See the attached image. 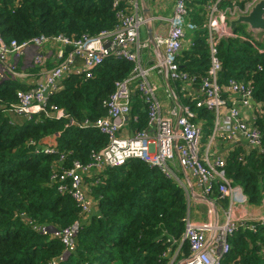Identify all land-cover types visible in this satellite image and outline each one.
I'll return each mask as SVG.
<instances>
[{
	"label": "trees",
	"instance_id": "16d2710c",
	"mask_svg": "<svg viewBox=\"0 0 264 264\" xmlns=\"http://www.w3.org/2000/svg\"><path fill=\"white\" fill-rule=\"evenodd\" d=\"M211 1H188L198 27L193 33L194 47L179 59L182 70L196 76L198 90L210 67L205 26ZM250 2L227 0L224 7L244 8ZM129 8V0L121 1L119 7L114 0H0V34L7 42L19 43L42 36H96L114 31L120 24L118 14ZM241 28L234 30L237 38L219 44L220 82L224 89L230 80L251 83L253 123L264 133V34ZM132 71L131 63L106 59L92 78L66 79L50 98L49 108L64 110L78 122L106 117V103L116 91L115 84ZM19 90L24 88L13 81L0 84V264H171L190 214L187 190L158 167L131 160L108 167L97 179L84 176L94 209L83 213L71 195L72 178L66 176L74 163H90L93 153L107 146V138L94 130L69 126V120L13 113L9 106L18 102ZM224 97L231 99L229 94ZM186 103L194 115L197 111L196 123L202 121L205 128L214 123V111L196 108L192 99ZM146 114L148 122L147 110ZM58 134L56 152L36 153L34 143ZM217 143L226 149L221 156L228 179L242 188L250 206H262L264 136L261 148L244 141L231 143L230 148L220 139ZM61 186L66 187L62 193ZM216 192L213 198L218 197ZM76 226L74 248L68 252L62 239L52 233ZM229 242L231 251L223 264H264V226L255 223L254 231L241 226ZM189 247L183 245L184 256L189 255Z\"/></svg>",
	"mask_w": 264,
	"mask_h": 264
},
{
	"label": "built area",
	"instance_id": "2783aa9c",
	"mask_svg": "<svg viewBox=\"0 0 264 264\" xmlns=\"http://www.w3.org/2000/svg\"><path fill=\"white\" fill-rule=\"evenodd\" d=\"M121 1L126 0H114L115 6L119 7ZM188 1H175L173 14L166 20L167 35L156 37V43L163 49V59L155 68L165 69L172 81L180 82L182 90L193 86L196 77L184 72L179 64L187 31H196L198 27L190 20ZM226 1L214 0L209 8L205 27L209 35L210 67L201 83L199 97L193 99L196 108H204L216 114L214 129L205 150H202L203 127L193 120L195 115L189 106L183 107L180 115L173 112L177 117L175 124L163 115L156 88L149 80V73L153 69L145 68L142 62V50L150 46L141 41L140 30L150 19L139 15V0H129L133 13L120 12V24L114 31L101 32L96 36L84 35L78 39L62 35L42 36L19 43L7 42L0 34V84L7 78L15 77L16 65L26 52L44 48L51 51L50 55L35 52L29 58L26 67L31 65L41 68V78L30 90L18 92V102L9 106L10 111L28 118L44 114L56 121L69 120V126L97 131L108 140L104 149L93 153L90 163H74L73 169L66 176L72 178L71 195L83 213L88 214L94 209L84 176L90 175L89 179H97L108 167H120L131 160L147 162L175 180L177 176L171 164L178 160L185 174L195 179L196 186L205 198H211L217 191V199L228 201L223 223L213 220L197 224L188 215L184 220L185 231L180 248L171 264H223L231 251L229 238L239 227L254 231L255 223L264 226V214L255 220L243 213L236 217V210L241 211L242 206L249 205L248 198L241 187L234 186L228 179L223 157L213 156L218 139L231 143L242 140L252 147L261 148L264 136L255 127V117L249 111L254 107L253 86L251 83L230 80L228 88L224 89L220 82L223 66L219 57V44L222 40L238 36L230 26L231 22L239 16H248L262 0H252L244 8L238 5L221 8ZM191 45L194 46V43ZM78 58L83 59L84 65H78ZM109 58L131 63L133 71L126 80L115 84L116 91L106 103V117L78 122L64 110L52 106L49 108L50 98L60 91L66 79L73 76L92 78L94 70ZM19 73L23 76L22 72ZM132 84L138 86L139 99L145 104L148 113L147 128L136 129L134 132L130 129L134 99ZM225 94H229L231 99L225 98ZM33 146L37 154H52L57 149V146L42 148L35 143ZM65 190V186L59 188L61 193ZM214 203L216 209L218 204L216 201ZM260 207L264 208V203ZM75 233L74 227L73 230L54 232L52 235L61 238L68 252H72ZM185 243L190 246L188 256L181 253ZM179 252L180 259L177 258Z\"/></svg>",
	"mask_w": 264,
	"mask_h": 264
},
{
	"label": "crops",
	"instance_id": "0c3cea01",
	"mask_svg": "<svg viewBox=\"0 0 264 264\" xmlns=\"http://www.w3.org/2000/svg\"><path fill=\"white\" fill-rule=\"evenodd\" d=\"M175 1L176 0H139L138 2L139 15L143 17L145 15L150 17V22L152 24V31L154 33L155 42H156V37L167 35L168 22L166 20L169 19L173 14ZM213 2L214 1L212 0L210 3L213 4ZM129 13H133L131 5L129 8ZM144 28H146V38L144 39V41L142 40L141 41L148 43L150 47L144 48L142 50L141 57H142L143 66L145 68L153 69L149 73V80L156 88V95H157V98L160 104L162 105V112H163L164 117L171 120L175 124L177 117L173 115V112H177L180 115L182 108L187 107L186 105H188L186 103V100L192 99V102H193L194 97L200 95L201 92H200V89L198 90L195 87V85L188 87L186 90H182V86L180 82L172 81L165 69L160 70V69L155 68L159 64L158 62L162 61L163 56H161V54L158 53V50L149 43V34H148L147 26H145ZM248 32H253L249 26H248ZM253 33L264 34L262 32L261 33L253 32ZM192 42L194 43V35L192 32L187 31L186 38L184 40V48H183L182 53L191 51V48L194 47L191 45ZM159 48L161 49L162 54H163L162 47H159ZM35 52L50 55L51 51L48 48H44V49H38V50H30L26 52L24 56L22 57V60L16 65L15 77L7 78L3 82L13 81L17 83L20 87H23L24 88L23 91H28L33 86H35L36 83L39 82L41 78L39 75L41 68L31 66V65L26 67L25 65L29 63V60L35 54ZM182 53H181V56H182ZM77 63L78 65H81V64L84 65V61L81 58H78ZM49 65H51V61ZM181 67L183 68V66ZM19 72H22L23 76H21ZM132 89H133L134 99H133V104H132L133 107H132V114H131L130 129H132V132H134L136 129H139V130L146 129L148 122H147V114H146L145 106L143 102L139 99V94L137 92L138 86H136V84H132ZM20 91L21 90H19V92ZM249 111H250V115L255 117L254 107L251 108V110ZM199 124L203 128H205V125L202 121ZM59 136L60 135L58 134L55 136L46 137L39 142V145L42 148L58 146ZM224 142L225 144L229 145V148L232 145L231 142H227V141H224ZM241 142L242 140L238 141L237 143H241ZM225 150L226 149L222 150V144L217 143L216 141V145L213 149V156L223 155ZM171 167L177 176L176 181L179 182L180 184L182 183L181 185L185 189L187 188L186 189L187 192L192 197L191 203L193 202L194 203L191 204L189 201L190 213L191 214L195 213L196 216H200L201 212L203 211L206 212L207 216H206V219L204 220L198 219L197 217L192 218V216L190 215L193 222L197 224H203V223L213 222L214 220V222L223 223L225 219L224 218L225 210L228 208L229 203L226 202L222 205L219 199L213 198V195L211 196V198H208V197L205 198L202 195L201 190L196 186L195 179L191 177L189 174H185L178 160L173 162L171 164ZM214 201H216V204H218V206H216V209L214 208V205H215ZM196 206L201 207V212L200 210H198ZM242 213L244 216L248 215L251 220H255L264 214V208L250 206V204L244 205L242 206L241 211L236 210L235 215L238 218L241 216Z\"/></svg>",
	"mask_w": 264,
	"mask_h": 264
},
{
	"label": "water",
	"instance_id": "95a60500",
	"mask_svg": "<svg viewBox=\"0 0 264 264\" xmlns=\"http://www.w3.org/2000/svg\"><path fill=\"white\" fill-rule=\"evenodd\" d=\"M145 19L149 20V16H144ZM238 25H248L253 32L263 33L264 32V0L255 5L248 16H239L231 22L232 30ZM148 34H149V43L158 50V53L163 56L161 49L158 44H156L154 39V33L152 31V24L150 21L146 24Z\"/></svg>",
	"mask_w": 264,
	"mask_h": 264
},
{
	"label": "rangeland",
	"instance_id": "374dc122",
	"mask_svg": "<svg viewBox=\"0 0 264 264\" xmlns=\"http://www.w3.org/2000/svg\"><path fill=\"white\" fill-rule=\"evenodd\" d=\"M214 1V0H213ZM226 4V2H224L222 5V8L224 9L225 7H224V5ZM212 6V4L211 5H208L207 6V11H209V8ZM187 8H188V10H189V14H190V20L193 22V23H195L194 22V20H193V18L191 17V12H192V9L190 8V6H187ZM227 8V7H226ZM211 9V8H210ZM196 24V23H195ZM243 31H248V26L247 25H242V28H241ZM140 32H141V40L142 41H144V39L146 38V28H144V27H141V30H140ZM190 32H192V33H194V31H190ZM264 33V32H263ZM195 113H197V111H195ZM214 124H215V121H214V123L212 122L211 123V125L208 127V128H203V133H202V150H205V148H206V146L209 144V140H210V138H211V135H212V132H213V129H214ZM218 141V140H217ZM182 184V183H181ZM184 185V184H183ZM185 186V185H184ZM187 189V188H186ZM187 194V198H188V200L190 201V203H191V201H192V197H191V195L187 192L186 193ZM226 202H228V201H221L220 203H222V205L224 204V203H226ZM194 203V202H193ZM193 203H191V204H193ZM197 208H198V210H200V212H201V207H198V206H196ZM189 213H190V211H189ZM198 214V213H197ZM190 215L192 216V218H195V217H197L198 219H206V212L205 211H203V212H201L200 213V216H196V214L195 213H190ZM210 219V218H209ZM78 230V227H75V231H77Z\"/></svg>",
	"mask_w": 264,
	"mask_h": 264
}]
</instances>
